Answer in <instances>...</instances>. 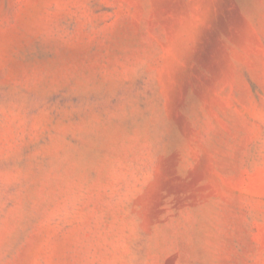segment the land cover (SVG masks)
Returning a JSON list of instances; mask_svg holds the SVG:
<instances>
[{"label": "rangeland", "instance_id": "rangeland-1", "mask_svg": "<svg viewBox=\"0 0 264 264\" xmlns=\"http://www.w3.org/2000/svg\"><path fill=\"white\" fill-rule=\"evenodd\" d=\"M0 264H264V0H0Z\"/></svg>", "mask_w": 264, "mask_h": 264}]
</instances>
